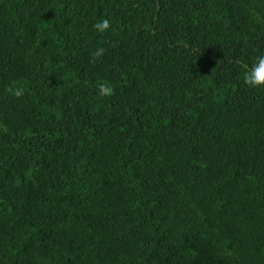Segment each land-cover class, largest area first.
<instances>
[{"label":"trees","instance_id":"1","mask_svg":"<svg viewBox=\"0 0 264 264\" xmlns=\"http://www.w3.org/2000/svg\"><path fill=\"white\" fill-rule=\"evenodd\" d=\"M262 54L264 0H0V264H264Z\"/></svg>","mask_w":264,"mask_h":264},{"label":"clouds","instance_id":"2","mask_svg":"<svg viewBox=\"0 0 264 264\" xmlns=\"http://www.w3.org/2000/svg\"><path fill=\"white\" fill-rule=\"evenodd\" d=\"M111 27V21L108 18H102L94 25L95 31L98 33H104ZM104 54L102 47L97 48L93 53L94 57H101ZM243 82L246 86L253 89L264 88V54L258 55L250 67H247L243 73ZM16 97H20L24 94L23 88L15 87L11 89ZM113 89L111 86L104 84L100 86V95H110Z\"/></svg>","mask_w":264,"mask_h":264}]
</instances>
